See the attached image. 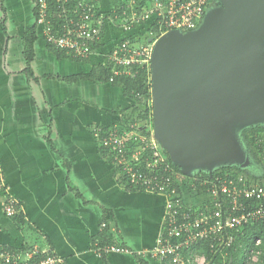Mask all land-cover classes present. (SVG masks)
<instances>
[{
    "label": "crops",
    "instance_id": "1",
    "mask_svg": "<svg viewBox=\"0 0 264 264\" xmlns=\"http://www.w3.org/2000/svg\"><path fill=\"white\" fill-rule=\"evenodd\" d=\"M112 2H98L107 20L117 8ZM108 22L105 44L88 62L58 58L37 28L29 64L35 1L0 0V251L36 246L69 264H140L135 255L161 264L147 253L160 241L167 198L122 185L95 136L99 128L118 127L134 103L111 82L69 81L101 65L122 37L118 24ZM8 195L20 203L26 224L5 216ZM104 238L128 252L100 258L96 247Z\"/></svg>",
    "mask_w": 264,
    "mask_h": 264
},
{
    "label": "built area",
    "instance_id": "2",
    "mask_svg": "<svg viewBox=\"0 0 264 264\" xmlns=\"http://www.w3.org/2000/svg\"><path fill=\"white\" fill-rule=\"evenodd\" d=\"M54 1L60 9L56 16L59 23L50 12V0L35 1L37 28L48 45L76 60L91 59L97 50L94 45L105 43L108 21L118 24L124 35L103 60L112 66L110 82L113 83L116 76L135 77L138 69H148L151 74V59L158 40L171 32L184 35L199 30L215 0H152L142 6L138 0H122L109 20L101 13L99 4L88 0ZM118 9L121 14L117 13ZM140 39L146 43L142 44ZM150 103L152 105V100ZM141 123V120L130 122L127 129L121 130L118 126L107 132L99 128L95 136L132 189L167 198L160 241L149 250L148 256L161 264H211L206 255L196 252L198 246L207 243L216 260L226 254L223 264H231L229 250L239 235L244 234L247 226L264 222V184H254L243 176L231 178L213 174L196 179L193 190L201 193V197L191 203L185 200L178 174L162 155L154 131L148 135L140 133ZM257 144L264 168V136L257 139ZM148 151L151 157H146ZM20 213V203L8 195L5 216L13 219ZM102 228H107V224ZM256 246H262L261 239L256 241ZM126 252V248L116 245L96 247L100 258ZM260 254V250H252L249 261L258 263ZM0 261L2 264H69L54 252H43L36 246L23 252L2 250Z\"/></svg>",
    "mask_w": 264,
    "mask_h": 264
},
{
    "label": "water",
    "instance_id": "3",
    "mask_svg": "<svg viewBox=\"0 0 264 264\" xmlns=\"http://www.w3.org/2000/svg\"><path fill=\"white\" fill-rule=\"evenodd\" d=\"M151 96L157 142L184 175L242 167L233 125L264 121V0H222L199 30L160 38Z\"/></svg>",
    "mask_w": 264,
    "mask_h": 264
},
{
    "label": "trees",
    "instance_id": "4",
    "mask_svg": "<svg viewBox=\"0 0 264 264\" xmlns=\"http://www.w3.org/2000/svg\"><path fill=\"white\" fill-rule=\"evenodd\" d=\"M34 1H36V0H34ZM88 1L92 2L94 4H99L98 3L99 0H98V2H96L95 0H88ZM112 1H113L112 4L114 6H119V5L121 6L122 5V0H112ZM138 2L142 6V5L147 3V0H138ZM57 7L58 6L56 5V2L54 0H50V12L52 14H54L56 22L59 23V20L57 21L56 16L60 12V9H57ZM117 13L121 14L122 13L121 9H118ZM37 16H38V12H37V8H36V18H37ZM112 17H114V14L112 15ZM55 19H54V17L52 18V20L54 22H55ZM146 25L144 24L143 26H145V28H147ZM139 27H141V25L136 26L135 29H138ZM140 29L143 30L144 27L140 28ZM37 40H38V36H37V25H36L34 28H32L28 32L27 37H26V58H27V61L29 64H31V62L34 60V57H35L34 45H35ZM104 44L105 43L95 44L94 48L100 49L101 47L104 46ZM48 48H49L50 52L55 54L60 59L61 58H69V56L65 52L56 50L51 45H48ZM77 61L88 62L89 60H78L77 59ZM28 72H30V74H31V71L29 69H28ZM112 77H113L112 66L107 61H105L101 65L95 67L92 70V72L90 74H88L87 76H78V77L70 78L69 81H79V80L85 79V80H89V81L95 80V82L107 84L111 81ZM112 84L116 87L121 88L123 90L124 96L126 98L130 99L134 103L133 106L130 108L129 113H126L123 111L121 112L122 118H121L120 125H118L119 128H121V130H122V127L124 125H126L129 121L135 123V122L141 120L146 127L145 128L146 129L145 134L146 135L150 134L151 128L153 126L152 125L153 106L150 103L152 100V96H151V74L148 71V69L144 68V69L136 70V76L135 77L116 76V77H114V82ZM138 97H140V98H138ZM142 107H145V110H143ZM137 115L139 118L134 119V116H137ZM130 117H133V118H130ZM101 130H104V132H107L108 129H101ZM261 137L262 136L259 135L258 133H254L252 135V138H250V144H251L252 152H255V154L258 158H259V154H260V147L257 144V139H259ZM100 152H101L102 158H104L107 161H109L110 163L114 164V160H113L112 156H110L107 149H105L103 146H100ZM151 154H152L151 151H148V153L146 154V157H151ZM259 161H260V159H259ZM167 162L170 165H172V168L174 169L176 174L181 175L180 168L177 165L173 164L171 159L168 158ZM117 170L120 174V179H121L122 185H127L128 188H131L130 184L126 181L124 176L121 174V171L119 169H117ZM217 174H220V175L225 176V177L238 178V177L243 175V170L239 166H223V167L218 168V171L215 175H217ZM131 190H133V189H131ZM13 220H15L19 225L26 224L24 216L22 213H20L18 216L13 218ZM258 239L262 240V246L261 247L256 246V241ZM97 245L98 246H104V245H112V244H107V240L104 238V242L99 243ZM196 249H197V251H196L197 253L206 255L208 260L211 262V264H214V261L216 260L217 256L212 255L210 253L209 244L204 243V244L198 246ZM252 250H260L261 251L258 263H251V261H249V256H250ZM229 252L231 255V259H232L231 264H245V263L264 264V222L256 223L255 225H252V226L251 225L247 226V228L244 230V234L239 235L234 246L232 247V249L229 250ZM105 256L106 255H104L102 258L105 259ZM135 257L140 261V264H147L142 260V258L140 256L138 257V255H135Z\"/></svg>",
    "mask_w": 264,
    "mask_h": 264
},
{
    "label": "rangeland",
    "instance_id": "5",
    "mask_svg": "<svg viewBox=\"0 0 264 264\" xmlns=\"http://www.w3.org/2000/svg\"><path fill=\"white\" fill-rule=\"evenodd\" d=\"M222 6V0H215L213 7H219ZM124 34L122 33V36ZM142 44L146 43L144 39L139 40ZM133 118V117H130ZM129 118V119H130ZM135 118H139L138 115L134 116ZM122 125L123 129H127L128 124ZM142 129L139 131L140 133H144L146 131V127L144 128L143 123H141ZM234 138L237 140L241 148L244 150L243 153L245 154L244 159V165L241 167L243 170V177L248 179L249 181L253 182L254 184H264V168L262 163L259 161V158L256 156L255 152H252L251 144H250V138H252V135L254 133H258L262 137L264 136V121L260 122H254L250 125H243V124H234ZM153 130V126L151 128ZM159 149L161 150L162 155L166 159H171L170 154L168 151L162 147L161 144H159ZM235 166V165H233ZM240 167V166H239ZM219 167H216L214 169V173L216 174ZM207 176H210L205 170H195L192 175L186 176L182 173L181 175L178 174V180L180 182V185L182 186L183 195L185 197V200L190 201L191 203H195L196 198H200V194L197 191L193 190V184L196 182V179L199 178H207ZM257 177V178H256ZM257 180V181H256ZM189 189V190H188ZM225 255V256H224ZM222 257L218 258L214 264H223L226 258V254H224ZM230 257V255H228ZM230 262V261H229Z\"/></svg>",
    "mask_w": 264,
    "mask_h": 264
},
{
    "label": "bare ground",
    "instance_id": "6",
    "mask_svg": "<svg viewBox=\"0 0 264 264\" xmlns=\"http://www.w3.org/2000/svg\"><path fill=\"white\" fill-rule=\"evenodd\" d=\"M25 44V43H24ZM95 81V80H94ZM113 127V126H112ZM99 151V150H98ZM112 159V158H111ZM172 166V165H171ZM235 178V177H234ZM257 178V177H256ZM257 181V180H256ZM122 189V188H121ZM189 190V189H188ZM106 211V210H105ZM110 228V227H109ZM108 231V230H107ZM34 240V239H33ZM39 240V239H38ZM37 241V240H36ZM26 242V241H25ZM41 243V242H40ZM118 244V243H117ZM148 251V250H147ZM54 252V251H53ZM139 257V256H138Z\"/></svg>",
    "mask_w": 264,
    "mask_h": 264
}]
</instances>
